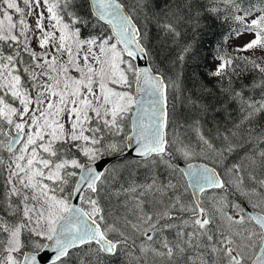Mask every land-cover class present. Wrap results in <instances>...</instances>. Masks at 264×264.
<instances>
[{
	"label": "snow or ice",
	"instance_id": "snow-or-ice-1",
	"mask_svg": "<svg viewBox=\"0 0 264 264\" xmlns=\"http://www.w3.org/2000/svg\"><path fill=\"white\" fill-rule=\"evenodd\" d=\"M46 253L264 264V0H0V264Z\"/></svg>",
	"mask_w": 264,
	"mask_h": 264
},
{
	"label": "rangeland",
	"instance_id": "rangeland-1",
	"mask_svg": "<svg viewBox=\"0 0 264 264\" xmlns=\"http://www.w3.org/2000/svg\"><path fill=\"white\" fill-rule=\"evenodd\" d=\"M248 39H250V37L248 36H243L241 37V39L239 41H236V43H244L245 41H247Z\"/></svg>",
	"mask_w": 264,
	"mask_h": 264
},
{
	"label": "trees",
	"instance_id": "trees-1",
	"mask_svg": "<svg viewBox=\"0 0 264 264\" xmlns=\"http://www.w3.org/2000/svg\"><path fill=\"white\" fill-rule=\"evenodd\" d=\"M202 54H204V55L207 54V48L206 47L202 49Z\"/></svg>",
	"mask_w": 264,
	"mask_h": 264
},
{
	"label": "water",
	"instance_id": "water-1",
	"mask_svg": "<svg viewBox=\"0 0 264 264\" xmlns=\"http://www.w3.org/2000/svg\"><path fill=\"white\" fill-rule=\"evenodd\" d=\"M48 256H49V254H45V264H47V259H48Z\"/></svg>",
	"mask_w": 264,
	"mask_h": 264
}]
</instances>
